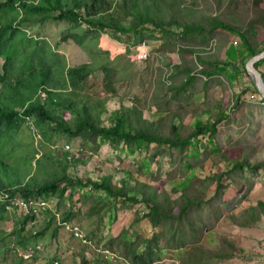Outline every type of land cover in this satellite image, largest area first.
<instances>
[{
    "label": "rangeland",
    "instance_id": "obj_1",
    "mask_svg": "<svg viewBox=\"0 0 264 264\" xmlns=\"http://www.w3.org/2000/svg\"><path fill=\"white\" fill-rule=\"evenodd\" d=\"M30 1L37 2L38 0ZM181 1H183V5L178 15L175 18L166 16L164 18L166 21L169 22L176 19L183 24H188L203 21L205 18L211 16H217L222 22L241 28L245 34L248 33L249 39L256 44L263 41L262 47H264V26H261V24H251L252 20L256 19L257 14L256 9H254V0ZM13 15L19 22V14L14 13ZM125 23L128 24V20ZM67 28L68 25L64 22L48 21L44 24L23 23L22 28L15 33L18 41L15 42V37L12 40L6 41V54L11 59V67L8 64V76H10L11 84L0 85V94H3V98L5 97L4 102L8 106L15 105L20 110L22 109L21 106L36 99L37 91L39 92L37 86L42 81L48 82L43 74L40 73L42 68L51 66L54 72L61 74L66 68V59L64 57L68 59V68L89 64L92 57L90 53L80 50L72 39L68 41L62 40V37L68 32ZM167 29L171 32L172 30L175 32L182 31V28L179 29L178 27H175V29L167 27ZM82 31L81 29L78 33L81 34ZM146 33H153V36H155V50L153 45H150V47H153L154 52L150 54L147 60L141 63H137L134 60L131 64L141 73L135 79L136 86L131 84L126 89L128 92L135 91L136 87L140 91L143 89L144 93L150 79H159L163 84L160 86L158 94L161 95V98H166L165 102H168L169 99L167 98L171 95V92H169L170 88L180 85L179 80L181 77L176 79L175 76L180 75L183 68L182 65L176 66L175 64V66L173 65L174 67L172 66L171 71L164 68V66L156 68L160 72L148 80L146 73L149 68L148 63H152V60L156 59V57L153 59L152 57L157 50L163 54L162 46L164 39L168 37V33L156 28L154 29L153 26H148ZM10 34L11 31L6 34L7 39ZM231 35L234 37L232 46L236 50L244 51L245 54L249 55L240 35L236 33H231ZM122 38L126 42V46H129V43L133 40L130 39L128 34L123 35ZM203 38L204 40L202 41ZM192 39L202 41L201 44L195 46L194 50H199L198 52L202 57L199 58L202 61L220 60L221 63L223 62V57H221L223 54H220L221 50L218 51V48H221L224 43L223 48L226 50V47L230 45H227L229 39L228 32L219 30L211 33L207 32L205 35H201V37L193 35ZM96 42L97 40L95 39L87 38L85 44L90 48ZM234 42H237V44H234ZM38 44H46L48 46L47 55H37L36 52H31L35 51ZM188 46L191 48V45ZM38 47L43 48L42 46ZM105 47L106 45L101 46V50H104ZM134 47L133 51H135ZM238 51L232 50V52H235L236 58H232L231 56L226 57L224 60L242 70L244 69V63L241 58L245 57L248 59V56H238ZM7 55L0 61V68L2 70L7 62ZM94 58L92 57V59ZM128 59L132 58L128 57ZM201 63L198 65V70L203 69ZM122 64L120 65L121 74L128 69ZM137 66H141V68H137ZM162 68L166 70V73ZM236 68L233 71L230 70L228 74L231 81L228 78L224 79V76H227L226 73H223L219 77L220 82L210 81L216 87L217 92L221 91L219 100H217L219 113H213V116H210L206 121L204 120L208 115H205L203 119L201 117H198V119L204 121L202 123L207 125L216 124L217 133L213 135V140L209 133L205 136H200L198 141H194L195 144L192 147L186 149L183 157L187 153L190 156H196L193 157L196 166L192 164V159L191 161L182 162L179 158H176V163H172V159L169 156L159 158V161L155 158L152 161L150 158H152L153 151L156 149L155 144H150L147 149L138 147L132 151L128 150L125 146H121L119 151H115L109 144L104 143L96 152L91 147L85 149L86 153H82L78 151L81 141L62 139L57 142V139L61 138V136H58L52 130H48L45 135L43 131L39 130V125L35 123V132H33L22 122L16 129L7 130L3 136H0V158L9 165L7 169L3 170V183L0 186L14 188L28 186L35 189L53 182L55 180L54 174L55 176L58 175L56 172L61 174L59 163L56 162L57 156L61 153H69L64 151L67 150V145H72V155L77 156V158L83 161V163L78 165L75 163L73 166L69 165L68 175L71 178H77L85 182L87 178L91 177L93 180L99 181V176L106 173H113L114 175L115 170L114 181H120L124 178L130 182L131 186L135 184L136 179L140 182H148L150 186L158 190V194H161L162 197L169 196L171 200L178 199L184 189L192 185L194 178L200 177L201 179H205L210 175L219 174L224 170L222 167L228 164L226 174L223 175L220 181L222 188L219 194H215L213 201L205 206L199 215V217L206 219L209 227L206 228L203 241L200 242L202 249L198 252V263L263 264L264 206L261 203L264 202V168H257L256 171L247 170L245 173L247 179L244 180V186L234 195H232V190L238 185L233 179L237 178L240 173L237 172L232 177V174H229V170L233 163L237 161L249 160L253 164L264 162V106L261 104V97L257 99L252 96V93L244 96V99H238L240 97L238 94L243 89L245 91L246 83L242 79L238 82V87L234 86L236 84L232 85V82H236L235 75L238 72ZM170 73L173 74V77L169 75ZM128 75L126 74L125 78L120 76V79H127L132 76L131 73L130 76ZM102 80L103 78L97 75L93 76L89 80V83H87L86 90L90 95L94 96L95 100L108 96L105 88H103L104 86H102ZM206 84L208 83L202 84V82H199L198 86L201 87ZM175 94L178 96L177 100L180 101V92L177 91ZM109 98L104 106L105 111L101 115L102 126L104 127H110L114 124L113 119L122 106L119 100L114 97ZM137 98L140 100L138 103L144 104L143 99ZM128 101H131V98ZM168 108L179 115L177 116L179 119L175 123L181 124L180 130L184 138L193 131H196V128L192 126L196 123L185 124L180 122L182 115H180L179 108H173L172 106H168ZM161 109H163V106ZM138 111L142 117V112L148 111L146 117L152 118L153 113L150 106L148 109L138 107ZM159 111L161 112V110ZM225 114L226 116L229 114L228 117ZM64 117L69 120L71 119L69 113H65ZM170 120L166 117L163 122L165 131H169L170 129ZM254 147H257L256 150ZM92 155L94 157L89 158ZM65 163L66 161L64 160ZM53 168L55 171H53ZM117 168L121 170L119 171ZM90 188L91 186L78 187L75 190L70 188L64 200H60L56 196L47 200L49 201V209L52 212L38 218L34 231L42 234L47 229L52 216L56 218L55 223L52 224L51 229L46 231L44 237L38 241V243L42 244V251L36 259L29 261L30 263L24 262L18 257L17 250L21 249V247L16 242L14 243L15 237L8 234L9 230L12 231L14 228L17 229L19 227L20 220H16L15 223L13 221L19 218V213L16 211L11 212L10 216L7 214L5 217L0 218V264H55L56 261L58 264H83V255L87 264H129L123 258L120 251L116 252L113 250L114 253L107 249L108 247H105L107 242L112 238H120L119 241L126 240L133 243L138 237H145L152 233V228H150L148 221L145 218L142 219L143 214L147 212L144 208L145 206L132 202H128L125 205L120 200L116 208L110 209L104 220H98L96 216L91 220H87L85 213L92 209L93 203L88 200L83 203L82 196H96L108 203L114 202L103 190L96 191ZM194 188H196L195 184ZM215 191V187H211L208 196L213 197ZM71 195H73V198ZM70 207L80 214L79 219L73 221L72 224L80 227L85 234L92 235L90 239L94 238L101 246L96 248L93 243L92 245L83 244V242L75 238V233L68 229H61L58 226V221H61L62 216H64ZM253 207L258 211V217L256 218H253L252 215ZM246 211L248 213L247 220L252 227L248 229L238 222L244 221L242 216ZM45 216H47V219L44 220ZM29 224L25 228V233H30L31 231ZM55 232L56 236H54ZM101 240L103 241L101 242ZM160 244L163 245V242ZM86 246L94 249V251L86 248ZM193 246L195 245H189L188 248H192ZM99 248L109 250L115 257H106V255L98 251ZM84 249L86 250L85 252ZM114 249L117 250V244ZM141 250H144L142 245L140 246ZM184 253H186L185 250H169L155 264H182V258H186L183 256ZM99 254L102 255L103 259H101Z\"/></svg>",
    "mask_w": 264,
    "mask_h": 264
},
{
    "label": "trees",
    "instance_id": "obj_2",
    "mask_svg": "<svg viewBox=\"0 0 264 264\" xmlns=\"http://www.w3.org/2000/svg\"><path fill=\"white\" fill-rule=\"evenodd\" d=\"M182 5L183 1L181 0H38L37 2L30 0H1L0 61L7 55L5 48L6 41L12 40L15 37V33L22 28L23 23L44 24L48 21L66 23L68 25V32L62 37V40L68 41L72 39L80 50L90 53V56L95 58L92 59L91 57L89 64L68 68V59L60 56L66 59V68L61 74L54 72L51 66L42 68L40 73L43 74L48 82L42 81L37 88L39 92L43 91L46 94V99L41 98L37 91L35 100L21 106L24 109L23 112L17 110V106L15 105L8 106L4 102L5 97L3 98V94H0V136H3L7 130L16 129L22 122L24 123L23 118L30 116L39 125V130L43 131L45 135L48 130H52L58 136H61V138L57 139V142L62 139L81 141L78 151L82 153H86L85 149L91 147L96 152L104 143L109 144L115 151H119L121 146H125L128 150L132 151L138 147L147 149L150 144H155L156 149L153 151L152 158H150L152 161L155 158L158 160L159 158L169 156L172 159V163H176V158H179L182 162L191 161L192 159V164L196 166L195 159L193 158L196 156H190L187 153L183 157L186 149L192 147L195 144L194 141H198L200 136H205L207 133L211 135V139L213 140V135L217 133L216 124L207 125L198 122L195 127L196 131H193L184 138L180 130L181 124L175 123V117L179 116L177 113L173 114V119L169 122V131H165L163 122L166 117H161L156 121L143 120L141 113L135 106L131 108L122 107L113 119L114 124L110 127L102 126L103 123L101 121V115L105 111L104 106L108 99H110L109 97L119 96L116 83H119L120 76L124 77L126 74L130 76L131 64L134 62V55L136 54V50L133 51V46L136 47L138 43L144 40H153L155 38L152 34L146 33L148 26H153L154 29L156 28L168 33V37L164 39L162 46L163 53L173 48L175 51L178 50V54H187L191 57L195 55L199 62H204L199 58L201 57L198 52L199 50L194 51L195 48L193 47L196 45L192 42L193 39L191 40L187 37L191 36L190 38H192L193 35L201 37V35H205L207 32L211 33L218 30L228 32L229 44L234 39L231 33L240 35L246 50L249 52L248 59L264 51V47H262L263 41L256 44L249 39L248 33L245 34L241 28L222 22L217 16H211L205 18L203 21L188 24H183L176 19L169 22L164 19L166 16L175 18L181 10ZM254 9H256L257 14L256 19H253L251 24H261V26H264V0H254ZM14 13L19 14V22L13 15ZM127 20L128 24L125 23ZM167 27L171 29L174 27L182 28V31L175 32L172 30L171 32L168 29L166 30ZM81 29L83 31L79 34L78 32ZM9 31H11V34L7 39L6 34ZM127 34L130 36V39H133L129 43V46H126V42L122 38L123 35ZM181 36H184V38L177 40ZM87 38L97 40L96 44L88 48L85 44ZM17 41L18 37H15V42ZM45 45L38 44L35 51L31 52H36L37 55H47L48 46L46 45L45 47ZM103 45H106V47L104 50H101V46ZM188 45H191V48ZM38 46H42L44 50ZM37 50L40 51L37 52ZM128 57L132 59H128ZM248 59L244 58L243 60L244 70L248 77L251 78L246 68ZM115 63L116 65H114ZM8 64L11 67V59L7 55V62L3 70L0 68V85L2 86L10 83ZM121 64L128 68L122 74L120 70ZM198 64L200 65V63H197L195 67L190 68V70H193V76H190L192 79L195 77L196 71L207 73V70H204V68L198 70ZM189 65L188 62H185L182 64V68ZM256 68L262 73L264 79V60L256 64ZM97 75L103 78L102 86H104L103 88H105L108 96L95 100L94 96L90 95L86 88L89 80ZM150 84H152V79H150ZM150 89L152 88H149L148 91ZM249 93L255 94L257 98L261 97L253 82V88L242 92L238 99H243ZM260 99H262L260 101H262L261 104L264 106V98L261 97ZM165 100L166 98H161L160 94L156 96V93L150 98V101L156 104L159 102L163 103ZM135 102L138 103L140 100L135 98ZM144 105H146L145 102ZM162 106L161 104L159 105L158 111L161 110ZM65 113L71 115L70 120L64 117ZM228 115L226 116L225 114L226 117ZM254 148L256 150L257 147ZM69 156H73L72 153H61L57 156L56 162L59 163L61 174L56 172L58 175L55 176L54 174L55 180L53 182L35 189L27 187L21 190L14 188L9 190L19 191L26 197L38 196V199L42 200L43 198L49 200L54 196L60 198V200H64L70 188L75 190L78 187L91 186L96 191L103 190L114 202L108 203L96 196L81 197L83 203L87 200L93 203L92 209L85 213L87 220H91L95 216L98 220H104L110 209L116 208L120 200L125 205L128 202L143 204L147 212L143 214L142 219L145 218L148 221L150 228H152V233L145 237H138L133 243L126 240L119 241L120 238H112L107 242L105 248L108 247L107 249L111 251H120L123 258L129 264H155L169 250L186 251L183 254L186 258H182L181 260L182 264H199L198 252L202 249L200 242L203 241L205 230L209 227L206 219L199 217V215L201 210L213 201L215 194H219L222 188L220 181L223 175L226 174L228 164L222 167L224 170L219 174L210 175L205 179H201L200 177L194 178L192 185L186 187L178 199L171 200L169 196L162 197L161 194H158V190L155 187L140 182L137 179L133 186L124 178L120 181H114L115 170L114 175L113 173H106L99 176V181L93 180L91 177L87 178L85 182L77 178H71L68 175L69 165L73 166L74 163L78 165L83 163V161L76 156H73V160L69 161L67 159ZM93 157L94 155L89 158ZM64 160L66 161L65 164ZM8 167L9 165L0 159V184L3 183V170ZM257 168L263 169L264 162L253 164L249 160H242L233 163L229 174L231 173L232 177L237 172L240 174H238L237 178L233 179L238 186L232 190V195L244 186V180L247 179L246 171L249 169L256 171ZM53 171H55L54 168ZM194 184L196 188H194ZM211 187H215L216 190L213 197L208 196ZM2 188L3 186H0V191ZM4 190L7 189L4 188ZM71 196L73 198V195ZM261 205L264 206V202ZM48 213L50 214L51 212L48 211ZM7 214V209L0 207V216L3 218ZM252 215L253 218L258 217V211L255 207H253ZM79 217L80 214L70 207L64 216H62L61 222L72 223L78 220ZM247 217L248 213L246 211L242 216L244 221L238 222L243 227H247V229L252 228ZM28 219L33 218L27 217L21 221L20 227L15 229L13 233V236L19 239L21 247L33 245V243L40 241L46 231L51 229L56 218L52 216L47 229L35 238H32L30 234L24 231ZM56 232L54 236L57 235ZM91 236L88 235L89 239ZM90 240L96 248L101 246L94 238ZM80 242L82 241L80 240ZM161 242H163V245L160 244ZM116 244L117 250L114 249ZM193 244L195 246L188 248L189 245ZM141 245L144 250L140 251ZM86 248H89V246H86ZM89 249L94 251L92 248ZM99 256L103 259L102 255L99 254ZM83 264H87L84 255Z\"/></svg>",
    "mask_w": 264,
    "mask_h": 264
},
{
    "label": "crops",
    "instance_id": "obj_3",
    "mask_svg": "<svg viewBox=\"0 0 264 264\" xmlns=\"http://www.w3.org/2000/svg\"><path fill=\"white\" fill-rule=\"evenodd\" d=\"M37 24H39V23H37ZM173 29H175V27ZM143 32L145 33L144 30H143ZM153 33L155 34V32H153ZM153 33H148V34L153 35ZM190 37L191 36H188L187 38L192 40V38H190ZM181 38H184V36H181L179 39L177 38V40H180ZM148 41H152L153 44L156 43V40H154V39L148 40ZM233 41L231 42L230 45H229V43L227 44L229 46L226 47V50H224V48H223L224 43L222 44L221 48H218V51L221 50L220 54H223V55H221V57H223L222 63L220 62V60H218V61L207 60L206 62L201 63V62H199V60L196 58L195 55L191 57L190 55H187V54L186 55L182 54V53L178 54L177 53L178 50L175 51V50H173V48H172V50L165 51L163 54L160 51L158 52V50H157L155 55H153V57H152V59L155 57H156V59L152 60V63H148L149 68L146 71L148 80L150 78H152L153 75H157L160 72L156 68H160V67L164 66V68H167L168 70L171 71V68L174 64L176 66L182 65L185 62H188L190 64L189 66L183 67L182 73L180 75L175 76L176 79L178 77H181L179 80L180 85L175 86L174 88H170L169 92H171V95H169L170 97L167 98V99H169L168 102L163 101V103L159 102L158 104H156V103H153L152 101H150V98H152L154 93H156V96H158V92L160 91L159 88L163 84V82L159 79H153L152 78V84L146 85L144 93H143V91H144L143 89L140 91V89L138 90V88H136V87H135V91H129V92L127 91L126 88L130 87L131 84H134L136 86L135 79L141 73V72H139V70H136V68L133 66H131L132 76H130V80H129V78L123 79L126 77V75H125L122 79H120V81H118L119 83H116V89L119 93V96H114V98L121 102V105H122L121 108L122 107L131 108L132 106H135L137 109H138V107L139 108L145 107L146 109H148V107L150 106V108H152L153 114L152 113H149V114H152V118L146 117V113H148V111L142 112L143 113L142 119L148 120V121H156V120H159L161 117H163V118L164 117H171L169 119L172 120L174 111L169 109L168 106H172L173 108L177 107V108H179L180 115H182L180 122L181 123L183 122L185 124L196 123L195 125L191 124L193 127H196L198 122H204L207 119H209L210 116H213V113L214 114L219 113V107H218L217 100H219L221 91L217 92L216 87L213 86L212 83H210V81L220 82L219 77L222 76L223 73H226V75L228 76V74L230 73V70L233 71V69L236 68L235 65L224 60L226 57H231V56H232V58H236L235 52H237L238 50H236V48L232 46ZM178 42H181V41H178ZM192 42L194 43V45H198L199 43H201V40L193 39ZM232 50H235V52H232ZM232 53H234V54H232ZM237 55L238 56H240V55L241 56H244V55L248 56V54H245L244 51L243 52L238 51ZM237 58H240V57H237ZM244 58L245 57L241 58V60H244ZM197 63H201V66L207 70V73H203L202 71H196L195 72L196 75L192 79V78H190V76L193 74V70H190V68H192V66L195 67ZM137 68H141V66H137ZM164 68H162V69L165 72L166 70ZM236 69L238 70V72L235 75L236 82H232V85L236 84L234 86L238 87V85H237L238 82H240L243 79V82L246 83L245 84V86H246L245 90L252 89L253 88L252 78L248 77V75L246 74L244 69H242V70L238 69V68H236ZM169 75L173 77L172 73H170ZM227 76H224V79L228 78L230 80L229 76L228 77ZM201 78L204 80H202ZM214 79H216V80H214ZM199 82H202V84H205V83H208V84L200 87V86H198ZM198 87H200L199 88L200 91H199V89H197ZM149 88H152V89H150V91H148ZM155 90H156V92H155ZM177 91L180 92V96H181L180 101L177 100L178 96H176V94H175V93H177ZM243 91H244V89H243ZM241 93L238 95H241ZM252 96H255V94L252 93ZM137 97H140L141 99H143V101L146 103V105H144L143 103H136L135 98H137ZM129 98H131V101H128ZM255 98H257V97L255 96ZM257 99H259V98H257ZM160 103L163 105V109H161V112L158 111ZM205 115H208V117L204 121L198 119V117H201L203 119V117ZM177 119H179V118L175 117V120H177ZM143 183L148 184V182H143ZM263 264H264V262H263Z\"/></svg>",
    "mask_w": 264,
    "mask_h": 264
},
{
    "label": "built area",
    "instance_id": "obj_4",
    "mask_svg": "<svg viewBox=\"0 0 264 264\" xmlns=\"http://www.w3.org/2000/svg\"><path fill=\"white\" fill-rule=\"evenodd\" d=\"M132 39V38H131ZM234 44H237V42H234ZM150 45L152 44V41H148V40H144L140 43H138V45L134 48V50H136V54L134 55V60H136L137 63H141L145 60H147V58L150 56V54H152V52H154L153 47H150ZM39 95L41 96V98H44V100L46 99V94L43 91L39 92ZM255 97V96H254ZM27 118V125L33 130L35 131V126L32 122V120L30 119V117H26ZM67 150H65L66 152L71 153L73 150L72 145H67ZM77 157V156H76ZM69 161L73 160V156H69L68 157ZM92 189V187L90 188ZM49 201L46 200V198L42 199H38L37 201L35 200H28L27 204L25 203L24 206L27 207L30 210V213L32 215H34L35 217H40L41 215L47 213V211H49V205H48ZM38 223V219H34L30 224V233L32 234H36V231H34L36 224ZM59 226L64 228V229H68L70 231H72L75 236L76 239L81 240L83 242V244H87V245H92L91 240L89 239L88 235L85 234L82 229L78 226H76V224H72V223H68V222H61L58 221ZM38 250H40V246H37L36 251L33 250H29L26 249L25 251L27 252L25 254V258H30L32 257ZM98 251L104 255H106V257L108 258H113L115 257V255L110 252L109 250L105 249V248H99Z\"/></svg>",
    "mask_w": 264,
    "mask_h": 264
},
{
    "label": "clouds",
    "instance_id": "obj_5",
    "mask_svg": "<svg viewBox=\"0 0 264 264\" xmlns=\"http://www.w3.org/2000/svg\"><path fill=\"white\" fill-rule=\"evenodd\" d=\"M17 110H19V109H17ZM20 112H23L24 111V109L22 108V109H20L19 110ZM22 116V115H21ZM27 117H30V116H27ZM22 118H23V116H22ZM24 119V124H25V126L26 127H28L30 130H32L28 125H27V118H23ZM30 119L32 120V122H33V124H34V126H35V122H34V119L33 118H31L30 117ZM33 131V130H32ZM33 132H35V131H33ZM1 159V158H0ZM2 160V159H1ZM2 161H4V160H2ZM5 162V161H4ZM6 163V162H5ZM28 186H21V187H17V188H14V187H3L2 188V190L0 191V207H5L6 209H7V212H8V215L10 216V214H11V212H17V213H19V218L18 219H14L13 221H14V223H15V221L16 220H20V222L21 221H23V220H25L27 217H29V218H33V219H28V223L27 224H29V223H31L34 219H38V218H40V217H35L34 215H32L31 213H30V210L27 208V207H25L24 206V204L26 203L27 204V201L28 200H30V199H32V200H35V201H37L38 200V196H29V197H26V196H24L21 192H19V191H17V192H15L16 190H9V189H11V188H14V189H18V190H21V189H24V188H27ZM4 188H6L7 190H4ZM18 193H21V194H18ZM50 212H52L51 210H49ZM47 213H48V211H47ZM46 214V213H45ZM44 215V214H43ZM48 216V215H47ZM47 216H45V218H44V220L45 219H47ZM10 218H12V217H10ZM66 223V222H65ZM13 224V223H12ZM27 224H26V227H27ZM59 224V223H58ZM19 227H20V224H19ZM25 227V228H26ZM24 231H25V229H24ZM15 232V228L11 231V230H9L8 231V234H13ZM27 234H30L31 235V233H27ZM39 246H40V250H38L32 257H30V258H25L24 256H25V250L26 249H23V248H21V249H18L17 250V253L19 254V258H21L22 259V261H24V262H27V263H30L29 261H33L34 259H36L37 258V256L39 255V253L42 251V244L41 243H39ZM21 250H22V252H21ZM21 252V253H20ZM55 263V262H54ZM55 264H58L57 263V261H56V263Z\"/></svg>",
    "mask_w": 264,
    "mask_h": 264
},
{
    "label": "water",
    "instance_id": "obj_6",
    "mask_svg": "<svg viewBox=\"0 0 264 264\" xmlns=\"http://www.w3.org/2000/svg\"><path fill=\"white\" fill-rule=\"evenodd\" d=\"M264 60V51L260 52L259 54L255 55L254 57L250 58L247 62L246 68L249 74L251 75L253 82L255 86L258 89V93L262 98H264V79L262 76V73L256 68V64ZM0 218H2L0 216ZM39 233L36 231V234H32L31 237L35 238ZM13 236V234H10ZM17 243L19 245V239L15 237L14 243ZM21 247V245H19ZM37 246H39V243H33V245H27L26 247H21L23 249H29L36 251Z\"/></svg>",
    "mask_w": 264,
    "mask_h": 264
}]
</instances>
